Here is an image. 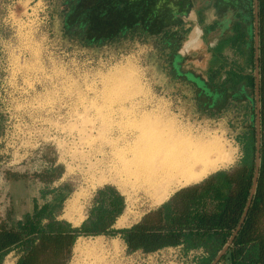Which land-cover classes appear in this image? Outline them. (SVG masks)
Segmentation results:
<instances>
[{"label": "rangeland", "instance_id": "1", "mask_svg": "<svg viewBox=\"0 0 264 264\" xmlns=\"http://www.w3.org/2000/svg\"><path fill=\"white\" fill-rule=\"evenodd\" d=\"M72 1L0 0V217L10 209L17 219L44 187L31 175L53 161L65 173L50 189L68 185L70 193L64 219L79 225L94 191L111 184L126 198L117 226L122 229L178 187L149 190L156 184L146 179L145 167L163 144L155 142L157 136L168 135L169 143L221 136L233 157L224 165L228 168L240 157L237 135L252 122L239 110L251 94L240 89L222 105L209 106L211 98L167 72L152 43L88 44L67 34L73 25L65 26ZM118 31L113 23L110 32ZM208 57L203 50L191 52L188 62H195L188 68L203 76L206 66L214 64ZM145 136L154 137V148L134 154L138 138ZM118 155L123 168L127 165L123 180L98 178L94 169L112 165ZM120 239L84 238L88 248L74 252L69 264H145L138 255L129 256ZM165 251L173 253L176 264L194 260L178 249ZM13 258L9 254L0 264H14Z\"/></svg>", "mask_w": 264, "mask_h": 264}, {"label": "trees", "instance_id": "2", "mask_svg": "<svg viewBox=\"0 0 264 264\" xmlns=\"http://www.w3.org/2000/svg\"><path fill=\"white\" fill-rule=\"evenodd\" d=\"M258 1V46L254 35L248 36L239 29L231 42L234 59L225 58L209 67L206 77L184 69L176 58L179 39L186 36L188 29L185 24L158 20L160 16L166 17L159 10L166 9L168 0L72 1L65 26L73 25L67 34L83 38L88 44L121 39L152 43L167 72L174 79L180 77L198 88L200 96L211 98L209 106L222 105L245 83L251 96L239 110L252 122L246 123L236 137L241 157L235 166L178 189L138 222L122 229H116L115 224L126 209V198L111 184L96 190L87 217L78 227L62 218L70 193L68 185L50 189L65 173L62 166L51 161V167L31 175L44 184L42 202L34 199L31 211L19 220L10 209L0 217V262L16 251L19 258L15 264H69L77 240L97 235L121 237L131 253H152L167 247H181L185 253L203 249L207 255L198 258V264H212L233 238L221 261L231 252L233 264H264V0ZM113 23L120 31L110 32ZM174 34L178 35L176 39ZM257 62L261 159L257 187L252 195L257 152ZM204 105L208 107L205 101ZM50 195L52 198L48 199Z\"/></svg>", "mask_w": 264, "mask_h": 264}, {"label": "crops", "instance_id": "3", "mask_svg": "<svg viewBox=\"0 0 264 264\" xmlns=\"http://www.w3.org/2000/svg\"><path fill=\"white\" fill-rule=\"evenodd\" d=\"M157 5L158 3L156 4V7ZM166 6H167L165 7L166 9L159 10V12L161 13L164 12L162 15H166V17L161 18L160 16L158 20L162 21L163 19L167 23L175 22L177 24L180 23V25L185 24V27L188 29L187 33L185 34L186 36L183 38L185 39V41L182 40L183 42L181 43L179 39L178 42L179 46L176 49V58H178L177 59L178 62L182 63L181 66L184 69L188 70L189 69L188 65L193 64L195 62V61L188 62V57L190 56V53L197 52L199 50L206 51L207 54H209L208 59H211L210 61L214 62V64L211 65L209 64L208 66H206L203 77H206L207 69L209 67L220 64L222 60H224L225 58L234 59L235 53L234 50L231 48V42L233 41V39H235L238 36L239 29H241L248 36L254 35V39H255V29H256L255 0L253 1L251 0H168ZM240 17H242L243 21L242 19L240 20ZM244 21L247 23V26L251 27L250 28L251 32H249L247 29L244 28L245 26ZM177 36L178 35L174 34L175 39ZM180 79H181L180 77L177 78V80ZM244 88H247L245 83H243L239 87L238 91L240 89L244 90ZM229 147L230 146L228 145L224 146V152H226L228 157L225 161L219 162L216 168L210 170L209 173H207L204 177L198 180L195 179L194 181L186 182L181 185L180 184L173 185L178 187H176L175 190L170 193V195H167L166 198L159 203L162 204L163 202H165L167 199L171 197V195H173L174 192H176L178 189L184 186L201 182L210 175L214 173L216 174L217 171L228 170L233 166H235L241 157V153L239 159L235 164H233L228 168L224 166L226 165L227 162H229L230 164L231 158H233L231 157L232 153ZM222 166H224V168ZM34 179L38 180L37 178ZM41 190L38 196L34 195L31 198H29L30 202L27 203L28 205L27 208L18 215L17 220L21 219L22 217H24V215L27 212L31 211L34 205V199L37 200L42 199ZM94 192L96 193V190ZM95 193H93L92 198ZM158 197L160 198V196ZM51 198L52 196L50 195L48 199ZM89 207L86 212L87 214ZM64 212H65V208L63 209L61 215L62 218H65L63 216ZM86 217L87 215L85 216V218H82V220L80 219L81 221L78 220V223L81 224L86 219ZM122 217L123 215H121V217L118 218L115 224L116 229L117 226L119 227V222ZM79 225H75V226L78 227ZM124 246L126 248L125 242H124ZM74 250L75 251H73V256H74V252L77 251L78 253H81L84 249L77 250L75 246ZM132 254L138 255V257L141 258L142 261L145 262V264L149 263L147 261V259L150 256L149 253L137 251L136 253H130L129 256H131ZM10 255L14 257L13 259L15 264L18 261L19 253L16 251H12Z\"/></svg>", "mask_w": 264, "mask_h": 264}, {"label": "bare ground", "instance_id": "4", "mask_svg": "<svg viewBox=\"0 0 264 264\" xmlns=\"http://www.w3.org/2000/svg\"><path fill=\"white\" fill-rule=\"evenodd\" d=\"M154 137H140L138 138V145L136 153H149L153 149ZM168 139V140H167ZM173 139V138H171ZM161 141V149H159L155 156L151 157L150 167H145L146 179L154 180L156 186H149V190L157 192L158 187L166 188L172 187L176 184H183L186 182L198 180L204 177L210 170L216 168L221 161H225L228 157L224 152V142L221 136L213 135L202 136L196 140L185 142H171L169 143V136H157L156 141ZM135 148V147H134ZM101 166V165H100ZM127 168V165L124 166ZM122 165L121 156L118 155L117 160L112 165H108L105 169L96 167L94 173L101 180L118 179L123 180L126 175ZM149 170L151 174H149ZM126 184H132L125 181ZM99 236L96 235L98 238ZM85 238V237H83ZM80 237L75 244L76 249H86L89 244L86 240ZM75 248V247H74Z\"/></svg>", "mask_w": 264, "mask_h": 264}, {"label": "water", "instance_id": "5", "mask_svg": "<svg viewBox=\"0 0 264 264\" xmlns=\"http://www.w3.org/2000/svg\"><path fill=\"white\" fill-rule=\"evenodd\" d=\"M258 0H255V23H256V29H255V40H256V46H258L259 37H258ZM257 58H258V51H257ZM255 76H256V103H257V114H256V127H257V152H256V175L254 179V184L252 188V195L255 193L256 187H257V179H258V173H259V167H260V138H261V122H260V91H259V67L258 62L256 65L255 70ZM233 238L230 239L226 247L224 248L221 255H219L212 264H216L217 262L221 261L222 256L224 255L225 251L229 248V246L232 244ZM232 255L231 252H228V255L225 256V263L226 264H233L232 263Z\"/></svg>", "mask_w": 264, "mask_h": 264}, {"label": "built area", "instance_id": "6", "mask_svg": "<svg viewBox=\"0 0 264 264\" xmlns=\"http://www.w3.org/2000/svg\"><path fill=\"white\" fill-rule=\"evenodd\" d=\"M172 249H174V250L178 249L179 251H181L185 255H188V254L194 255L193 262L188 263V264H198L197 259L204 256V255H207V254H205V251L203 249L191 250L188 253H185L181 247H175V248L174 247H167V248L149 253L150 256L147 259V261L149 262L148 264H176L174 262V256H172L173 253L165 251V250H172ZM181 264H184V263L182 262ZM216 264H226V263H225V261H219Z\"/></svg>", "mask_w": 264, "mask_h": 264}]
</instances>
